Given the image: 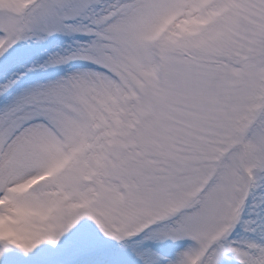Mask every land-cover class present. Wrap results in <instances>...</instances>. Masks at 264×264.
<instances>
[{
    "label": "snow or ice",
    "instance_id": "obj_1",
    "mask_svg": "<svg viewBox=\"0 0 264 264\" xmlns=\"http://www.w3.org/2000/svg\"><path fill=\"white\" fill-rule=\"evenodd\" d=\"M0 264H264V0H0Z\"/></svg>",
    "mask_w": 264,
    "mask_h": 264
}]
</instances>
